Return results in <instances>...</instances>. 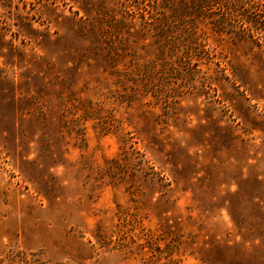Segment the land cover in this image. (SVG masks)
<instances>
[{"label": "rangeland", "instance_id": "obj_1", "mask_svg": "<svg viewBox=\"0 0 264 264\" xmlns=\"http://www.w3.org/2000/svg\"><path fill=\"white\" fill-rule=\"evenodd\" d=\"M0 264H264V0H0Z\"/></svg>", "mask_w": 264, "mask_h": 264}]
</instances>
